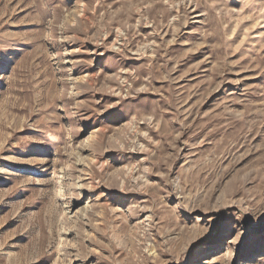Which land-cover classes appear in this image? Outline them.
<instances>
[{"label":"rangeland","instance_id":"obj_1","mask_svg":"<svg viewBox=\"0 0 264 264\" xmlns=\"http://www.w3.org/2000/svg\"><path fill=\"white\" fill-rule=\"evenodd\" d=\"M0 264H264V0H0Z\"/></svg>","mask_w":264,"mask_h":264}]
</instances>
